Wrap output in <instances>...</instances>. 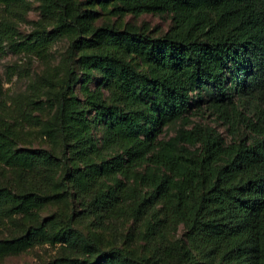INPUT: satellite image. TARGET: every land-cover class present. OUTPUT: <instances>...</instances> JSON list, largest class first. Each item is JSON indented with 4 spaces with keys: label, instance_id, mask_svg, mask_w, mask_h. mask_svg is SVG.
Masks as SVG:
<instances>
[{
    "label": "trees",
    "instance_id": "trees-1",
    "mask_svg": "<svg viewBox=\"0 0 264 264\" xmlns=\"http://www.w3.org/2000/svg\"><path fill=\"white\" fill-rule=\"evenodd\" d=\"M37 1L23 34L33 0H0V52L68 45L0 101V258L51 243L6 264H264V0ZM108 6L171 21L94 24ZM206 112L226 136L191 119Z\"/></svg>",
    "mask_w": 264,
    "mask_h": 264
},
{
    "label": "rangeland",
    "instance_id": "rangeland-1",
    "mask_svg": "<svg viewBox=\"0 0 264 264\" xmlns=\"http://www.w3.org/2000/svg\"><path fill=\"white\" fill-rule=\"evenodd\" d=\"M108 6L106 9L97 7L99 13L94 20V24H102L103 22H129L131 25L144 27L152 31V33H160L167 30L171 18L167 14L157 13H142L134 15L126 13L118 15L111 12ZM42 19V12L40 9L39 1L33 0L31 8L27 14L21 20H18V28L26 34L31 31L36 25L37 21ZM68 45V38L60 37L50 48L47 57H38L34 54L26 52H15L13 50H7L6 52H0V101L5 100L8 105L11 104L13 97L16 95L27 92L29 83L39 75L46 72L59 73L61 70L62 60L64 57L65 49ZM193 120H202L208 122L217 127L219 131L225 136L227 135L226 126L219 120H215L214 116L209 112L203 114L194 113L191 115ZM180 121L165 126L162 131V135H170L174 133V127L177 126ZM96 137L101 136V130H94ZM44 140L40 137L33 138L35 146L42 145ZM46 145V144H45ZM56 204H48L41 209V214H50L52 210L56 209ZM12 226L8 225L7 230L3 229L5 234L9 233V229ZM181 228V227H180ZM59 244L44 243L35 245L27 250L21 251L15 254H7L0 258V264H6L9 262H37L46 260L52 257L58 250Z\"/></svg>",
    "mask_w": 264,
    "mask_h": 264
}]
</instances>
